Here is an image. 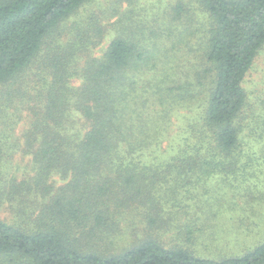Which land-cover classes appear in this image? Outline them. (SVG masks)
Here are the masks:
<instances>
[{"label": "trees", "instance_id": "trees-1", "mask_svg": "<svg viewBox=\"0 0 264 264\" xmlns=\"http://www.w3.org/2000/svg\"><path fill=\"white\" fill-rule=\"evenodd\" d=\"M91 1L0 0V264H264V240L225 252L236 204L206 188L264 165L244 147L264 0L181 2L168 35L128 14L64 34Z\"/></svg>", "mask_w": 264, "mask_h": 264}, {"label": "rangeland", "instance_id": "rangeland-1", "mask_svg": "<svg viewBox=\"0 0 264 264\" xmlns=\"http://www.w3.org/2000/svg\"><path fill=\"white\" fill-rule=\"evenodd\" d=\"M190 1L191 0H93L85 4L77 14L72 15L68 22H64L62 31L66 34L67 32L73 31L72 29L74 28L86 26L91 18L97 19L98 22L103 24L115 23L119 18L125 17V14H128L131 15V17L128 19L125 17V19L131 20L134 25H136L139 20H142L147 23L148 27H156L159 34L168 35L173 28H176L175 23H178V21H176L178 19H173L175 7L179 3L184 2L187 10L188 6H190ZM192 3L198 5L195 0H192ZM184 14L185 13H183V15ZM200 23L202 22L198 24ZM111 28H113V26L110 27V31ZM146 29L148 31L151 30L149 28ZM112 36L113 33H110L102 44L97 47V55L105 49ZM63 39L66 40L67 38L63 37ZM186 40L193 45L195 37H189L188 39L186 38ZM185 48L188 49L187 47ZM163 49L164 48H161V50ZM181 55H183L182 51L178 56ZM155 58L159 61L158 65L164 64V62H162L163 57L162 59ZM174 64L177 65L178 63L174 62ZM41 69L44 71V66H42ZM34 71L36 72V70ZM175 71L178 72L177 70ZM28 73H30V71ZM179 74L180 71L176 76H179ZM188 79L193 78L188 77ZM244 86L251 96V110L254 112L257 120L252 121L251 119V121H249L251 129L257 132L253 133L251 139L247 138V143H244V147L248 151L252 149V151L257 152L256 154H262V152H264V49L259 53L246 76ZM24 128V122L21 121L17 125L16 131L21 134ZM20 155L22 154H15L11 161L16 168L17 166H21L20 168H22L25 164L21 160ZM262 156L264 157V155ZM263 179L264 165L261 167V165H258V162H252L250 165L246 166L245 169L242 168L235 177L229 176L225 180L220 178L212 179L206 186L207 190L213 192H209L210 198L215 197L216 193H219L217 197L212 200L213 203H229L233 201V203L236 204V208L228 209L223 213L224 215L233 216V218H229L225 224L223 220L220 221V225L224 224L223 227L220 228L217 224L214 231L216 235L221 236L222 242L226 244L225 252L231 254L238 253L264 240V206L262 205L255 211L249 210V208L248 211L240 208L242 206V201L245 200V196L248 193H251V198L259 194L261 186H257V184L254 183H259ZM253 201L254 200H252V202ZM220 247L218 242H215L211 246L200 248V252L204 256L207 255L217 259V257L223 256L219 254L222 252Z\"/></svg>", "mask_w": 264, "mask_h": 264}]
</instances>
